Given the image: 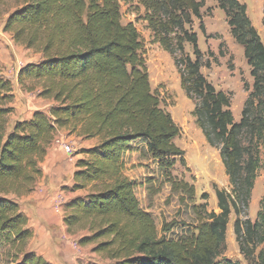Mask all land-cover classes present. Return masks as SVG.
I'll list each match as a JSON object with an SVG mask.
<instances>
[{"label":"trees","instance_id":"1","mask_svg":"<svg viewBox=\"0 0 264 264\" xmlns=\"http://www.w3.org/2000/svg\"><path fill=\"white\" fill-rule=\"evenodd\" d=\"M8 1L0 0V20L8 14L2 10ZM122 1L133 0H29L3 24L15 44L42 56L21 69L19 82L38 85L40 97L55 106L34 112L31 120L11 122L14 86L0 63V264H50L28 249L34 233L19 200L36 191L48 150L64 130L97 141L76 163L73 190L86 195L67 202L64 223L70 235L87 231L79 244H93L103 261L238 264L218 262L235 212L241 252L248 264H264V249L254 257L255 247L264 244V199L255 222L243 219L264 168V42L247 5L215 0L233 39L244 48L254 79L252 89L245 87L249 96L237 123L232 95L217 90L202 73L211 64L199 48L193 24L199 20L207 36L205 0H136L153 42L172 57L181 88L195 104L196 124L220 152L231 186L230 192L215 187L219 213L209 212L206 203L194 204L196 228L175 239L167 237L174 224L164 225L160 236L155 219L141 207L138 183L126 175V155L144 143L172 192L181 201L196 199L194 185L172 173L178 162L186 166V153L175 143L181 128L152 90L141 35L134 23L123 22ZM188 44L194 58L186 52Z\"/></svg>","mask_w":264,"mask_h":264},{"label":"rangeland","instance_id":"2","mask_svg":"<svg viewBox=\"0 0 264 264\" xmlns=\"http://www.w3.org/2000/svg\"><path fill=\"white\" fill-rule=\"evenodd\" d=\"M27 1L29 0H9L6 7L2 9L7 10L8 14L0 20V60L4 65L1 64L4 77L11 80L18 93L23 95L19 96L18 101L24 103L23 98L28 95L32 103L36 104L40 100H45L40 97L42 89L38 85L33 87L32 82L20 83L19 74L16 76V71L20 67L24 68L27 64L40 62L41 56L27 50L24 46L15 44L10 38L11 34L6 33L3 36L1 33L9 13L21 8ZM205 2L203 23L206 26L207 36L201 32L199 20L195 19L193 24V30L198 34L199 48L205 54V61H209L211 64L210 68L203 67L202 73L217 90L232 95L231 110L235 121L239 123L249 96L245 87L248 85L252 89L254 83L251 68L245 59L244 48L237 44L231 35L224 11L218 7L215 0H205ZM240 2L247 5L248 16L264 42V0H240ZM136 5V0L131 3L122 1L123 22L134 23L138 29L144 44L143 54L147 60L152 90L159 96L162 108L172 115L175 123L181 128V135L175 139V143L186 153V166L184 167L178 162L172 173L177 179L194 185L196 199L194 203L188 199L181 201L180 194L172 192L171 186L166 182L159 166L148 156L144 143L136 144L131 151V158L128 160L129 171L126 172V175L128 174L130 179L138 183L136 194L141 207L155 219L160 236L163 235L162 228L164 225L174 224L167 237L177 239L184 236L186 231L194 230L198 224L197 216L193 210L194 204L203 205L206 203L209 212L219 213L215 187L230 192L231 186L220 152L208 144L202 130L196 124V119L192 115L195 104L187 98L181 88L180 76L172 57L159 44L153 42V34L142 19L144 12L141 10L139 13ZM186 52L194 58L191 45H186ZM6 64L10 67H6ZM15 103L16 99L14 100ZM14 104L15 112L11 122H19L30 117V113L36 110L33 106L26 107V103L16 109ZM59 134L61 139L73 147V154L70 156L57 146L62 150L65 161L73 163L72 169L76 168V163L84 157V150L97 145L96 140L86 141L76 135H71L66 130L59 132ZM53 145L55 144L53 143ZM260 149L261 155L264 156V147ZM76 157L77 160H75ZM68 191L80 192L74 191L73 187ZM65 193L68 194L67 191ZM83 193V196L86 195L85 192ZM66 194L65 197H67ZM203 194L208 195L207 200L202 199ZM263 199L264 168L259 172L249 209L243 219H250L255 222L258 212L261 210ZM20 206L23 211L21 203ZM36 211L35 215H39L37 209ZM53 212L59 218V224L54 232L49 233L47 231V234L38 232L37 228L32 227L34 221L40 219L39 216L29 218L31 221H29V228L34 233V237L30 241L28 249L40 246L39 252H43L47 258L56 264H109L93 252V244L87 246L79 244V238L88 235L87 231H82L79 235H70L66 228L63 229L60 222V218L65 219V211L63 214H57L53 208ZM236 220L237 215L233 212L228 225L226 249L219 258V263L228 259L238 264H248L236 240L234 231ZM74 241L79 245L75 246ZM263 249L264 244H258L255 247L254 257H257ZM47 261L49 262V260Z\"/></svg>","mask_w":264,"mask_h":264},{"label":"crops","instance_id":"3","mask_svg":"<svg viewBox=\"0 0 264 264\" xmlns=\"http://www.w3.org/2000/svg\"><path fill=\"white\" fill-rule=\"evenodd\" d=\"M3 29H1L2 31ZM3 36H5L6 33L3 31L1 32ZM11 40L12 36L10 35ZM41 56V55H40ZM42 59V56H41ZM41 61V60H40ZM2 61L0 60V63ZM38 63V62H37ZM2 64V63H1ZM3 65V64H2ZM4 66V65H3ZM6 67H10L6 64ZM21 67L16 71V76H18L19 72L21 71ZM5 75V74H3ZM11 81V80H10ZM12 82V81H11ZM14 86V96L16 99V103L14 104L15 108H19L22 104L24 105L26 103V107H34L36 110L32 113H30V117H27L20 121H28L31 120L33 117L34 112L36 111H43L48 112L51 108L55 106V103L51 100H40L38 103L33 104L32 100L27 96H25L24 103L22 101H18L19 96H21L18 91L16 90L15 85ZM23 96V95H22ZM28 102V103H27ZM131 152H129L126 155L125 163H126V172L129 171L128 167V160L131 158ZM77 160V157L75 158ZM73 163L66 162L64 159V156L62 154V150L59 149L57 146L52 145L49 150L47 157L42 164L43 169V178L40 180L38 187L34 193L27 197H23L21 200H19V203L23 205V212L29 217V218H35L36 216H39L40 219H36L34 221L33 228H37L38 232L46 233L47 231L54 232L55 228L59 224V218L54 214L53 208L56 204L57 198L60 195H65V191H67L66 194L67 199H75L79 196H83V192H71L68 191L73 187L74 184V174L76 172V168L72 169ZM74 167V166H73ZM129 177V175L127 174ZM130 178V177H129ZM66 188V189H65ZM69 188V189H68ZM64 190V191H63ZM36 209L39 212V215H35L37 213ZM36 211V213H35ZM37 218V217H36ZM61 219V224L63 225V229H65L64 220ZM31 222V221H30ZM37 232V231H36ZM47 234V233H46ZM46 238V237H45ZM47 239V238H46ZM48 240V239H47ZM33 252L43 256L49 262L52 264H56L53 260L47 258V256L43 252H39L40 246L35 247L34 249H30Z\"/></svg>","mask_w":264,"mask_h":264},{"label":"built area","instance_id":"4","mask_svg":"<svg viewBox=\"0 0 264 264\" xmlns=\"http://www.w3.org/2000/svg\"><path fill=\"white\" fill-rule=\"evenodd\" d=\"M60 134H58L55 139H54V144L56 146H58L59 148H61L65 153H67L68 155H72L73 154V147L70 143L64 141L63 139L60 138L59 136ZM69 201V199H67V197H65L64 195H60L57 198L56 204L54 206V210L56 211V213L58 214H63L64 213V209L65 206L67 204V202ZM75 246L79 245L77 242H73Z\"/></svg>","mask_w":264,"mask_h":264}]
</instances>
